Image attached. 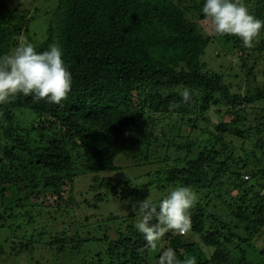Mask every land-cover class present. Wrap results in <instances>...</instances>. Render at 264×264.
<instances>
[{
    "label": "trees",
    "instance_id": "16d2710c",
    "mask_svg": "<svg viewBox=\"0 0 264 264\" xmlns=\"http://www.w3.org/2000/svg\"><path fill=\"white\" fill-rule=\"evenodd\" d=\"M36 1L0 0V55L20 34L37 51L58 43L72 88L61 105L0 104V264H158L168 247L195 264H264V85L250 90L264 29L245 47L214 34L203 0H56L34 40ZM244 3L264 20V0ZM181 185L197 194L191 230L156 249L137 215L102 211Z\"/></svg>",
    "mask_w": 264,
    "mask_h": 264
},
{
    "label": "clouds",
    "instance_id": "9594fccd",
    "mask_svg": "<svg viewBox=\"0 0 264 264\" xmlns=\"http://www.w3.org/2000/svg\"><path fill=\"white\" fill-rule=\"evenodd\" d=\"M202 14L211 22L214 34L238 38L243 46L252 47L264 29V20L257 19L244 0H203ZM9 53L0 55V104L11 103L18 95L31 97L34 102L61 105L72 88V74L63 59L58 43L37 51L23 34L16 38ZM182 102L191 103L193 94L185 88ZM197 194L190 186H173L159 199L146 198L134 206L138 216L135 227L143 234L146 244L156 249L166 233L183 236L191 230L190 210ZM158 264H195L194 258L177 259L176 251L168 247L158 258Z\"/></svg>",
    "mask_w": 264,
    "mask_h": 264
},
{
    "label": "rangeland",
    "instance_id": "374dc122",
    "mask_svg": "<svg viewBox=\"0 0 264 264\" xmlns=\"http://www.w3.org/2000/svg\"><path fill=\"white\" fill-rule=\"evenodd\" d=\"M14 3H24L26 0H12ZM56 0H37L35 2V6L37 7L36 10L32 9L31 16L32 20L29 23V31L30 37L34 40H40L44 36L45 27H46V18H47V11H52L56 7ZM202 26L205 27V23H202ZM264 52L260 55V63L256 68V76L255 81L250 83V90L254 92L258 88H262L264 85ZM247 88V86H246ZM212 119L215 121V114L214 112H210ZM139 152L137 148H132L128 150L127 153H121L115 159L116 165H127L131 161V156ZM137 154V153H136ZM102 211L104 213H114L117 215H127V214H135L133 211V207H138V203L135 200H114L109 199L108 201L103 203ZM47 216V212L43 213L42 216ZM49 218V216L47 217ZM46 218V219H47ZM35 226V225H34ZM29 225L27 230L37 229L36 227ZM2 232L0 233V237L2 236ZM8 250V249H7ZM212 250V249H211ZM40 253H35V256H39ZM44 255L47 256V252H44ZM60 261L64 262L65 264L69 262V257L67 254H64L63 257L59 258Z\"/></svg>",
    "mask_w": 264,
    "mask_h": 264
}]
</instances>
